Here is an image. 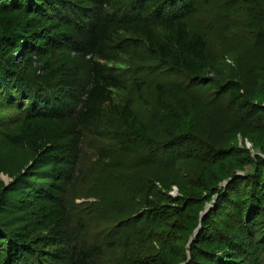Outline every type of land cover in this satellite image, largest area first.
<instances>
[{
	"label": "trees",
	"instance_id": "16d2710c",
	"mask_svg": "<svg viewBox=\"0 0 264 264\" xmlns=\"http://www.w3.org/2000/svg\"><path fill=\"white\" fill-rule=\"evenodd\" d=\"M249 1L262 7V22L253 38L256 47L264 48V0ZM208 2L0 1V93L13 114L0 135L14 147L30 149L36 163L48 167L42 174L46 184L26 187L22 229L7 231L0 225V264H102L108 250L123 240L129 244L163 216L175 222L167 239L160 241L161 264H264V157L252 159L245 148L216 152L222 162L203 168L197 181L182 187L178 200L168 195L170 187L165 193L158 190L156 183L166 175L153 182L143 177L148 192L142 203L147 210L124 222L126 216L111 230L112 235L91 237L88 220L93 210L77 228L71 226L69 188L77 177L88 136L110 138L111 133L113 146L136 160L157 145V138L132 106L115 102L117 93L128 90L131 78L123 73L125 69L111 64L122 58L149 57L188 76L192 87L220 88L221 94H227L229 107L260 111L261 106L253 103H264V87H260L264 70L261 73L255 67L256 72L244 79L256 88L253 94H259L251 97L244 83L227 80L222 70L209 65L205 37L192 34L188 27L186 20ZM207 70L213 78L204 75ZM157 92L161 138L171 140V148L182 147L193 139L197 100L188 88L158 86ZM165 98L172 99V105ZM246 140L264 155V128L257 127ZM111 158L101 151L97 165L117 169L119 164ZM247 162H253V172L236 176L234 172L244 171ZM228 180L229 185L221 188ZM216 194V209L202 219L207 202ZM164 203L169 204L164 208ZM141 223L142 230L119 238L125 228ZM200 227L198 238L189 246ZM156 262L146 259L132 264Z\"/></svg>",
	"mask_w": 264,
	"mask_h": 264
},
{
	"label": "rangeland",
	"instance_id": "374dc122",
	"mask_svg": "<svg viewBox=\"0 0 264 264\" xmlns=\"http://www.w3.org/2000/svg\"><path fill=\"white\" fill-rule=\"evenodd\" d=\"M186 22L192 34L205 37L209 65L222 70L227 80L244 83L246 88L251 89V97L259 95L253 94L256 88L252 82L244 79L251 72H256L255 67L260 68L261 73L264 70V48L256 47L253 38L254 30L262 22V7L249 0H209ZM111 65L125 69L123 73L131 78L128 90L117 93L115 102L132 106L154 138H157V145L136 160L113 146L111 133L110 138L94 134L88 136L82 148L77 177L69 188L67 204L73 228H77L79 222L86 219L87 212L93 210L88 220L91 237L94 240L102 239L108 234L112 235L111 230L126 216L124 222L140 216L147 210L142 203L148 192L142 183L143 177L153 182L151 180L160 174L166 175L163 182L156 183L158 190L164 192L170 187L168 195L178 200L182 196V187L192 180L197 181L203 168L222 162L216 152L238 147L249 150L252 159L258 155L264 157L259 149L246 140V136L255 132L257 127L264 128V103L257 100L253 103L257 108L261 106L256 113L229 107L227 94H221L220 88L192 87L188 76L167 69L149 57L122 58L117 64ZM204 75L207 78L214 77L209 70ZM158 86L165 90L188 88L197 100V112H193L195 133H192L193 139L182 147L171 148L172 141L161 138V122L157 112ZM260 87H264V82H260ZM165 101L171 105L173 103L170 98H165ZM9 109L0 93V128L8 126L13 119ZM101 151H106L119 167L114 170L99 167L97 160ZM36 162L37 158L30 149L14 147L0 135V225L7 231H19L25 224L22 201L28 191L26 187L47 183L42 174L46 173L48 167ZM254 167L253 162H247L244 171L236 170L234 174L245 177L253 172ZM230 181L223 182L221 188H226ZM218 195H212L207 202L201 214L202 219L216 209ZM167 204L164 203V208ZM206 211L207 215L203 216ZM174 222L172 217L156 218L151 227L147 225L148 228L143 230V235H135L129 244L123 240L116 249L108 250L102 264H132L146 259H156V263L161 264L164 260L159 258L162 248L160 241L167 239L171 233L169 227ZM142 227L144 224L141 223L125 228L119 238L125 239L133 232L142 230ZM196 233L192 235L189 246L198 238L200 231ZM113 237L110 236L109 240L112 241Z\"/></svg>",
	"mask_w": 264,
	"mask_h": 264
},
{
	"label": "water",
	"instance_id": "95a60500",
	"mask_svg": "<svg viewBox=\"0 0 264 264\" xmlns=\"http://www.w3.org/2000/svg\"><path fill=\"white\" fill-rule=\"evenodd\" d=\"M207 213H208V211H206V212L203 214V216L207 215ZM200 229H201V227L197 230V233H196V234H198V231H200Z\"/></svg>",
	"mask_w": 264,
	"mask_h": 264
}]
</instances>
